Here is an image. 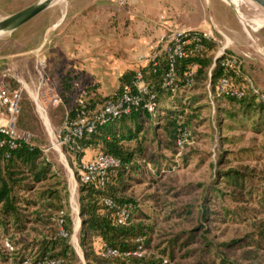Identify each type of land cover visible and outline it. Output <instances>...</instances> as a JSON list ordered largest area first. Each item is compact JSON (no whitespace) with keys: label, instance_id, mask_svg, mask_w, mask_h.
Instances as JSON below:
<instances>
[{"label":"trees","instance_id":"1","mask_svg":"<svg viewBox=\"0 0 264 264\" xmlns=\"http://www.w3.org/2000/svg\"><path fill=\"white\" fill-rule=\"evenodd\" d=\"M201 43L202 50H196L195 43L190 44L186 48V56L177 61L173 87L165 86L169 65L168 60L161 56L156 66L149 62L123 74L117 90L108 96L99 93L98 84L85 85L80 76H71L65 71L64 61L53 63L51 79L63 103L57 110L60 119H53L54 113L51 116L53 124L60 125V130L65 123L77 119L81 98L87 104L88 116L94 118L105 102L120 98L126 86L133 87L136 92L138 71L142 72L149 92L143 99L147 101L154 96L158 106L155 114L140 108L105 125L97 124L94 133L78 142L79 151L65 146L68 153L78 155L79 167L85 155L84 150L88 148L95 149L96 155L109 154L121 161L120 168L108 171L103 185L80 181L79 243L86 264H169L166 258L173 260L175 253L181 249H187L183 258L197 260L194 264H240L223 254L220 245L203 236L204 226L213 215L238 218L242 211H232L226 207V202L240 204L246 200L245 196L252 197L255 192L263 191L262 173L257 174L247 167L244 170L225 167L219 171L214 183L201 188L202 200L199 205L185 206L180 211L181 216L184 214L190 220L196 218V227L201 233L195 235L194 231H188L184 238H181L183 234H179L166 242L168 245L165 249L151 255L145 252L156 248L154 225L149 223L154 218L143 213L133 194L129 193L133 185L144 182L143 177L138 175L139 167L134 164V160L137 156L143 158L147 154L146 143H153L158 149L174 151L179 148V142L186 145L193 139L204 138L196 133V128L207 122L200 119L202 113L211 110V96L235 106L239 115L249 121L248 126L244 127L237 120V114L229 113L240 128L255 133L264 132L262 92L252 87L244 62L242 65L224 66L222 63L237 55L227 50L224 56H217V41L202 40ZM222 79L228 82L224 91H221ZM12 84L13 89L21 88L15 81ZM237 93L243 95L239 97ZM64 103L69 107L68 110ZM19 120L22 131L30 134L31 139L29 143H20L16 150H10L7 146L0 149V231L4 237L12 233H36L30 243H21L24 247L14 257L16 264H79V257L71 244L74 223L65 179L53 169V163L43 154L38 139L42 131L40 122L27 100L21 101ZM243 140L242 137L221 138L224 144L230 146H238ZM133 142H136V147H132ZM259 149L243 147L238 151L222 150L219 161L226 163L225 157L241 163L259 161L264 158V145ZM155 156L152 153L149 161L154 160ZM187 158L185 156V160ZM156 159L164 160L161 155H157ZM203 161L204 158L200 160ZM106 199L111 202V206L104 203ZM123 209L129 213V220L121 225L117 222V214ZM253 226V233L242 240L224 242L222 246L232 250L249 249L241 256L242 260L256 259L258 252H264V221H256ZM198 241L201 248L188 249ZM32 249L34 252L30 257L28 251ZM106 249L117 254L103 257ZM134 253L141 255L136 256ZM0 260H9L1 250Z\"/></svg>","mask_w":264,"mask_h":264},{"label":"rangeland","instance_id":"2","mask_svg":"<svg viewBox=\"0 0 264 264\" xmlns=\"http://www.w3.org/2000/svg\"><path fill=\"white\" fill-rule=\"evenodd\" d=\"M39 1L41 0H0V20L34 5ZM175 1L177 2H174L172 6L179 12V19L181 21L191 20L193 25L198 24V22L202 21L203 13L205 18L204 21L206 20L209 26L208 30L197 28L199 30L195 31L211 32L220 41L221 48L228 46V50L239 56L244 64L257 65L254 57L262 55L258 51L264 53V25L255 32H252L250 27L263 18L264 10L261 7L245 1L247 4L242 6L241 15L236 11L230 0H188L189 3H186V0ZM213 1L222 3L225 12H227L239 25L241 45L234 44L229 37L215 27V21L211 15H208L209 6L211 7ZM64 6L65 0H61L57 5L53 6L55 8L52 11L58 12L63 9ZM49 24L51 23L47 17L44 18L40 16L39 20L34 22L32 20L14 32L1 35L0 83H8L13 86L12 82H17L23 89V100L29 101L33 106L42 129L41 136H39L38 139L40 145L43 147V154L53 163V169L61 173L62 177L65 179L67 191L69 192L70 215L73 219L76 231L71 237V244L79 257V264H86L85 255L79 243L80 222L78 218H80V179L77 172L79 168L78 155L68 153L65 146L60 144V125L56 126L53 124L51 116V113H54L56 118L53 116V119H60V116L57 115V110L63 102L56 107L51 105L45 106L46 112L44 113L50 125L49 130L45 126L40 116V111L37 110L34 99L31 96L34 92H38L39 78L36 71V61L42 59L40 57L42 51L31 50L35 48L37 44H41L46 38ZM53 24L54 23H52V25ZM51 55L53 54L50 52L46 53L45 51V74L49 71L50 64L54 62L57 64V61L59 62L61 60L60 58H54L51 59V61ZM256 59L264 65V59ZM258 73L260 77L258 83L251 82L255 88L264 93V69L260 67ZM80 77L82 82L86 83L85 85L92 86L96 84L85 76ZM55 85V82L50 78L46 88L53 89L54 92L60 96ZM118 86L119 82L106 85L104 87V93H111ZM210 100L212 102L211 110L202 113L200 119L204 120V122L207 120V122L204 126L196 128V133H199V135H202L204 138L199 140L197 138L193 139L192 142L190 141L186 145L178 144L179 148H176L174 151L158 149L155 144L146 143L144 146L147 154H145L143 158L137 156L134 160V164L139 167L138 175L141 178L143 177L144 182L142 184L133 185L129 193L133 194V197L139 203V208L143 213L154 218V220L149 223L154 225L155 234L153 238L156 248L155 250H147L145 252L146 255L159 253L166 248L168 245L166 242L168 240L179 234H183L181 238H184L188 231H194L195 235L201 233V230H197L196 218L190 220L189 217L184 216V214L181 216L180 211L185 206L195 204L196 207L197 204L199 205V201L202 200L201 188L214 183L219 171L225 169V167L239 170H244L243 168L247 167L249 170H254L257 174L262 173L264 175V158L259 161H244L241 163L235 162L230 157H225V159H227L226 163L219 161L222 150L238 151L243 147L261 148V146L264 145V132L255 133L249 130H243V128H240L239 124L230 117L229 113H233L234 115L237 114V120L244 127L248 126L249 121L244 120V118L239 115V110H237L235 106L213 96H211ZM64 105L68 110L69 107L67 104L64 103ZM219 124L222 126L224 125V127L218 126ZM19 128L21 130L23 129L20 120ZM233 137H242L244 140L241 144H238V146L226 145L221 141V138L229 139ZM131 145L132 147L137 146L136 142L131 143ZM152 153L156 155L154 157L155 159L149 161ZM157 155H161L164 160L156 159ZM185 156H188L187 160H185ZM202 158H204V161L200 162ZM261 189L264 188L261 186ZM245 199L246 200L240 204H233L231 201L226 202L225 205L229 209L242 211L241 214H238L239 217H232L229 219L230 215L223 218L217 215L211 216V220L206 223V227L204 226L205 230L203 231V236L220 245L219 249L230 260L238 261L240 264H264V252H258L256 254V259L242 260L241 256L246 251H249V249L232 250L225 249L222 246L224 242L230 240H242L245 236L253 233L255 230L253 226L254 222L264 221V190L255 192L252 197L245 196ZM35 236V232H30L21 234L12 233L8 237H4L2 231H0V250L2 253H5L9 259L8 261L0 260V264H16L14 262V257L18 253H21L24 247L21 243H30ZM199 248H201V245L198 241L188 249L193 250ZM186 250H178L173 260L166 258L169 264L196 263L197 260L195 258H183ZM33 252L34 249L28 251V255L32 257ZM164 264H167V262Z\"/></svg>","mask_w":264,"mask_h":264},{"label":"crops","instance_id":"3","mask_svg":"<svg viewBox=\"0 0 264 264\" xmlns=\"http://www.w3.org/2000/svg\"><path fill=\"white\" fill-rule=\"evenodd\" d=\"M174 2L177 1L65 0L63 9L56 12L52 11L55 7H51L40 15L47 17L51 24L48 25L46 38L31 51H42V59H45V51L52 53L50 60L60 58L64 61L65 71L71 76H85L99 85L98 91L103 96L111 95L118 87L105 94L106 85L116 84L127 71L147 64L149 41L168 29L208 30L203 13L198 24L193 25L191 20L181 21L179 12L172 6ZM186 3H189L188 0ZM208 15L212 16L218 30L234 44L241 45L239 25L225 12L222 3L213 1ZM256 58L264 59V55L254 57L259 66L246 63L245 70L249 79L257 84L260 78L258 72L260 67L264 69V65ZM52 68L53 64H50L46 72L48 81L53 74ZM84 153L82 163L96 155L95 149L91 148ZM78 219L81 228V218Z\"/></svg>","mask_w":264,"mask_h":264},{"label":"built area","instance_id":"4","mask_svg":"<svg viewBox=\"0 0 264 264\" xmlns=\"http://www.w3.org/2000/svg\"><path fill=\"white\" fill-rule=\"evenodd\" d=\"M202 40L217 41L219 43L217 56H224L228 50V46L221 48L220 41L211 32L168 29L156 39L148 42V54L146 61L147 63L150 62L156 66L158 59L161 56H164L168 60L169 65V70L165 79V86L173 87L176 78L175 66L177 61L186 56V48L190 44L195 43L196 50H202ZM230 64L242 65L243 60L239 56H231L224 63H222L224 66H228ZM45 67V59H38L36 61V71L39 78L37 94L39 103L44 110L46 105L56 107L62 102L61 98L54 92L53 89L46 88L48 80L44 71ZM250 83L252 84L251 80ZM227 84V80L222 79L221 91L225 90ZM135 87L136 92L133 87L126 86L124 88L123 95L115 100L105 102L94 118L88 116L87 104L85 99L81 98L79 100L80 111L77 114V119L72 122L65 123L64 127L59 131L60 144L68 146L74 151H79L80 147L78 142L83 140L85 136L94 133L97 124L105 125L111 120L120 119L125 115H130L133 111L140 108L145 109L151 114H155L158 110V106L154 101L155 97L151 96L147 101L143 99V96L148 95L149 92L144 76L140 71H138L136 75ZM252 87H254L253 84ZM257 92H259L258 89ZM237 94L239 97L243 95V93ZM261 98L264 101V93H261ZM22 99V88L13 89L8 83H0V149L7 146L10 150H16L20 143L30 142V134L23 132L19 128ZM178 144L180 145L181 143L179 142ZM120 167L121 161L119 159L109 154L98 153L92 160L82 163L77 172L82 183H97L99 185H103L107 178L108 171L112 168ZM104 203L108 206L112 205L107 199L104 200ZM128 220L129 213L125 209L119 211L117 214L118 224L124 225L128 222ZM116 254V251L106 249L103 252V257H111ZM134 255L140 256L141 253H134Z\"/></svg>","mask_w":264,"mask_h":264},{"label":"water","instance_id":"5","mask_svg":"<svg viewBox=\"0 0 264 264\" xmlns=\"http://www.w3.org/2000/svg\"><path fill=\"white\" fill-rule=\"evenodd\" d=\"M57 0H41L38 3L31 5L11 16L0 20V36L6 33H11L27 23L31 22L45 11H47ZM251 4L257 5L264 10V0H245ZM262 55L261 51H259ZM80 216V213H79Z\"/></svg>","mask_w":264,"mask_h":264},{"label":"bare ground","instance_id":"6","mask_svg":"<svg viewBox=\"0 0 264 264\" xmlns=\"http://www.w3.org/2000/svg\"><path fill=\"white\" fill-rule=\"evenodd\" d=\"M61 0H57L51 7L57 5ZM230 2L233 4V6L235 7L236 11L242 15L241 13V10H242V6L244 4H247L245 2V0H230ZM257 6V5H256ZM244 15V14H243ZM247 17V16H246ZM247 19V18H246ZM259 20V19H258ZM264 25V16L261 20L257 21L256 24L252 25L250 28H251V31L252 32H255L257 29H259L261 26L263 27ZM248 32V31H247ZM249 34V33H248ZM250 35V34H249ZM1 37V36H0ZM34 99V101L36 102V105H37V110L40 111V116L42 117L44 123H45V126L50 130V125H49V122L45 116V110L44 108L41 106V104L39 103V99H38V94L37 92H34L32 95H31ZM51 132V131H50Z\"/></svg>","mask_w":264,"mask_h":264}]
</instances>
